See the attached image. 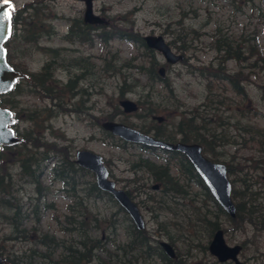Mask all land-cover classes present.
<instances>
[{
    "label": "rangeland",
    "instance_id": "374dc122",
    "mask_svg": "<svg viewBox=\"0 0 264 264\" xmlns=\"http://www.w3.org/2000/svg\"><path fill=\"white\" fill-rule=\"evenodd\" d=\"M47 5L52 13H60L55 15L62 18L55 21L59 35H64L69 27L66 19L77 20L84 9L83 3L79 0H49ZM93 10L96 14L105 15L109 21V26L98 29L101 35H107L104 36L105 40L99 36L100 34L95 33L98 32L96 30L92 31L89 42L86 44L77 41L75 36L71 37L74 41L54 36L41 48L40 46L27 47L24 50L26 57L16 59V62L21 64L20 67L36 72L41 69L46 60L49 61V51H51L49 49L58 46L60 51H57V54L51 53L56 62V66H53L55 76L61 79L62 84H65L71 76L90 71L88 79H81L74 84L78 88L85 87L84 90H87V93L83 97L70 96V92L67 91L59 99L60 103L71 108L70 112L55 106L57 102L54 100L55 85L49 82L46 86L49 91L53 90L52 96L47 94L48 91H44L46 95L41 96L37 88L35 90L37 94H30L26 89L27 93L15 96V109L23 118L19 124L21 132L23 129H29L28 136L32 143L37 138L56 143L58 154H67V156L69 154L70 159H74L76 149H88L100 154L110 176L117 180V185L128 189L133 200L139 203L146 227L152 231L155 228L154 212L148 208L150 204L146 200L145 193L149 192L148 187L154 181L148 176L150 174L146 170L135 174L131 171L130 163L140 158L164 162L168 156L162 152H155V154L132 142L121 140L104 130L101 122L122 121L150 133L153 129L156 130V127L168 132L174 130L175 124L183 116L191 115L194 110L204 116L203 123L206 124V130L214 140L204 153L214 160L231 162L234 166V174H230V177L237 178L240 189L244 187L245 190H252L260 186L257 188L258 204L264 209V168L254 169L251 166V158L261 156L257 142L259 136L238 132L237 125L233 128L230 124L243 115L249 121L264 127V88L262 86L264 72L260 68H251L250 71L244 68L242 74L238 75L243 80L242 85L246 84L245 95L240 102V97L225 81V77L215 74V71L229 74L238 70L239 66L232 59L222 62L220 53H215L213 41L217 32L216 28L219 26L220 35L224 33L234 37L240 33L246 35L247 39L255 42L254 45L264 56V0H94ZM37 28L41 27L37 26ZM44 28L48 27L42 28L43 32H47L48 29ZM159 34L171 43L175 52L183 55L181 61L173 65L166 64L160 53L154 50L148 51L142 46L140 39L143 35ZM220 35L214 39L219 38ZM21 45L20 41L13 44L17 50L22 49ZM14 48L11 47L12 52ZM55 62H52L51 66ZM161 66L165 67L164 80L150 81L152 78L145 77V72L150 71L151 68L156 70ZM207 91H209L208 96H211L210 99H213L209 103L211 109L201 105ZM120 98L138 102V110L128 114L123 112L118 105ZM217 99H221L225 106L218 105ZM215 107L217 108L214 109ZM43 109L47 110L44 121L37 119L32 123L26 120L30 113L44 112ZM49 114L53 116L50 117ZM152 115L162 116L165 120L159 123L152 119ZM197 120L196 118L195 121L198 122ZM48 123L51 124V128H46ZM24 134L25 130L22 132V135ZM32 143L25 142L24 146L31 148ZM26 152L24 148L4 150L2 153L4 162L0 171H10V178L15 179L19 172L17 163ZM45 154L48 158L40 163L39 166H42V169L35 165V172L36 178L43 179L49 184L47 180L49 168L54 162L59 161L60 157L53 158L55 153L51 149ZM75 166L78 167L76 163ZM176 176L179 174L177 173ZM132 178L141 180L134 182ZM75 180L77 181L75 195L69 201L78 206L74 212L65 209L64 206L60 213L54 212L59 214L60 223L51 235L54 236V241L65 240L59 244L51 241L47 246L29 240L23 242L6 240L3 245L6 254L10 252L11 257L16 258L19 264L29 262L73 264L68 258L62 259V256L65 253L63 245L73 244L72 241H74V247L77 250L73 252L72 258L78 261L77 264H107L106 260L114 258L116 253L113 249V239L115 243L125 239L124 227H127L130 221L108 196L86 194V189L94 181L93 175L75 174ZM241 180L248 184L249 189ZM141 183L145 185L140 187ZM185 183L186 186L191 183V189L197 193L194 199L204 201L203 188L194 177L185 180ZM16 186L18 187L16 196L21 197V203H24L26 196L32 191V184L18 178ZM138 187L142 190L141 193L137 190ZM51 188L53 186H50L48 191ZM60 203L62 205L63 202L60 200ZM209 203V207L216 213V208H213L214 202L210 200ZM158 212H161L163 216L161 218H168L163 213L164 210H158ZM65 213H70L71 217L74 213L77 221L85 217L86 224L91 225L90 229H85L86 235H78V228L74 232L60 230L67 225ZM214 213L212 217L215 216ZM44 214L45 211H39L40 217ZM111 218L114 220L111 221ZM193 219L196 220V225L185 213L178 218L177 223L171 220L165 222L170 238L164 237V239L172 242L175 249L178 247L179 252L183 251L179 262L182 264H233L220 263L208 250L204 251L202 245L208 239L210 227L204 221H198L196 214L193 215ZM96 223L99 228H94ZM44 224L45 220L41 217L39 227ZM75 224L79 226L78 222ZM225 225L228 226L227 223ZM118 227L119 231L115 235L113 231H116ZM46 230L43 228L42 232H47ZM8 232V226L0 220V237H4ZM79 238L84 239L87 245H90L92 239L99 245L95 252L93 249L89 252L91 259L82 260L79 249L82 246L77 243ZM224 238L229 245L247 239L240 255V259L245 264H256L258 259L254 260V258L257 252H264V233L256 230L253 234L249 225L244 231L228 230ZM109 252L111 255H108ZM33 255H40V257L32 259ZM112 263L120 264L117 261Z\"/></svg>",
    "mask_w": 264,
    "mask_h": 264
},
{
    "label": "water",
    "instance_id": "95a60500",
    "mask_svg": "<svg viewBox=\"0 0 264 264\" xmlns=\"http://www.w3.org/2000/svg\"><path fill=\"white\" fill-rule=\"evenodd\" d=\"M87 1V8L84 15L85 21H97L99 18L91 14L89 0ZM5 13L8 14L7 17L5 16ZM9 15L8 2L0 1V93L8 90L17 75H19L6 63L5 49L2 46V42L5 40L9 32ZM144 39L148 46L161 51L168 61L174 62L179 58H182V55H174L170 51V48L166 43H164L161 36H145ZM160 73H162V69H160ZM120 103L124 107L125 111L136 109L135 103L130 100H121ZM11 122L10 112L7 109L0 108V143L10 144L17 141V139L12 136L11 130L7 127V125ZM103 126L104 128L111 130L113 133L121 135L125 139L142 141L148 144L161 145L168 148H177L187 153L217 200L231 215L234 214V206L229 198L230 184L226 179L225 166L223 164L211 163L210 161L202 158L200 155V147L198 145H187L182 143L173 145L160 142L120 123L105 122L103 123ZM77 158L81 165L86 166L95 172L98 185L101 188L113 193L115 198L119 200V202L133 217L137 226L142 227L143 222L136 206L129 200L122 190H115L113 188V182L106 179L107 171L101 164V157L89 151H79L77 152ZM162 245L170 255H173L172 249L168 244L162 243ZM239 249L240 247L238 245L229 247L224 243L221 230H218L214 234L209 245V250L215 254L220 261H224L228 258L236 259V254ZM0 264H3L1 259Z\"/></svg>",
    "mask_w": 264,
    "mask_h": 264
},
{
    "label": "trees",
    "instance_id": "16d2710c",
    "mask_svg": "<svg viewBox=\"0 0 264 264\" xmlns=\"http://www.w3.org/2000/svg\"><path fill=\"white\" fill-rule=\"evenodd\" d=\"M225 34V33H224ZM224 34L220 35L219 38L216 39V49L221 52V59L222 60H226L228 58H233L234 60L241 62L242 64L245 63L247 67H259L260 69L263 70L264 72V67H263V62H264V57L260 54V52L250 43V41L243 35L240 34L238 36V42H234L231 41V39H229L227 36H225ZM219 36V35H217ZM257 50V51H256ZM255 54L254 59L252 60V55ZM151 64L153 65V61L151 62ZM146 75L149 77H153L154 74H156L153 70V68H151V70L149 71V73L145 72ZM38 82L41 83V79H38ZM231 82L234 85V88H237L241 91V87H239L233 78H231ZM43 84V82L41 83V85ZM2 103L3 104H9V97L5 96L2 99ZM191 122H186V123H182V125L180 126L183 129L182 132V139L183 140H187L189 138V136L194 137V138H200L199 136H201L199 134L198 131L194 132V130L191 129L190 127ZM187 128V129H186ZM241 128L244 129L247 132H251L255 135H262L264 136V133L261 134V128H259L256 124L254 123H250V122H245L241 125ZM24 151H27L26 154L20 158L21 161V166L22 169L25 171L26 168L28 167L29 169V164L35 159V153L31 152L28 149H25ZM145 162V161H144ZM143 166H147L149 169H155L156 165L150 163V162H145L142 163ZM160 168L159 172L163 174V176L167 179H169V174L165 173V169H162L160 166H158ZM228 170L232 171V167L230 165H228ZM27 173H29L28 170H26ZM9 183H11V178L9 176V173L7 172H1L0 171V196L3 197L2 202L4 204L8 203V200L4 198V196L8 195V187H9ZM234 196L236 195V192H233ZM251 195L253 197V200H256V192H251ZM250 198V197H249ZM240 200H243L241 197H239ZM251 199V198H250ZM242 205H244V203H237V214H236V219H229L231 224L236 226V223L240 221V217L243 216V211H242ZM251 209V208H250ZM244 210V208H243ZM248 210V209H247ZM219 211L221 213L222 210L219 209ZM250 218V216H249ZM251 220L255 222L256 225L260 224L259 227H262L264 230V218L263 217H258V218H251ZM207 226H209L210 228L213 227V224L215 226L218 225L217 222H205ZM162 229L163 231H166V226L162 225ZM128 236H129V240L127 243V247L130 249H133L135 254L137 255H141V253H145L146 255L151 254L152 252L150 251L153 248V245H151V243L149 242V237L146 235V233L144 231L141 230H137L134 227L130 228L128 231ZM133 247V248H131ZM128 250L129 249H125ZM158 254L160 256H162V253L159 251ZM83 255V253H82ZM172 261V260H170ZM128 263L129 264H135L134 261L132 259H128ZM165 264H171L170 262H166Z\"/></svg>",
    "mask_w": 264,
    "mask_h": 264
},
{
    "label": "bare ground",
    "instance_id": "6f19581e",
    "mask_svg": "<svg viewBox=\"0 0 264 264\" xmlns=\"http://www.w3.org/2000/svg\"><path fill=\"white\" fill-rule=\"evenodd\" d=\"M180 40H182V39H180ZM190 127L192 130H194V132H196V131L199 132V134L201 135L199 137L203 141L209 142V143L214 141V140H212V136L208 133L206 128H199V127H197V125L194 122H191ZM67 169H70V168L67 167ZM250 198L246 197L243 199V202H242V203H244V205H242L243 216L240 217V220H244V219L248 218L249 216H252L255 213V211H254L255 202L252 198L251 199ZM243 208H244V210H243ZM256 259H258V262L256 264H264V252L258 251L254 260H256Z\"/></svg>",
    "mask_w": 264,
    "mask_h": 264
},
{
    "label": "flooded vegetation",
    "instance_id": "af4514ba",
    "mask_svg": "<svg viewBox=\"0 0 264 264\" xmlns=\"http://www.w3.org/2000/svg\"><path fill=\"white\" fill-rule=\"evenodd\" d=\"M14 7L11 10V17H12V27L14 28L15 25V21H19L17 18H19L21 15H37V12L33 11V12H28L29 11V7L32 6H38L41 4V2L43 0H12ZM21 1V3H20ZM84 27V30L86 31L87 28L91 27L90 25H82ZM29 76H31V71L28 72ZM88 79V77H87ZM66 88V87H65ZM64 89V88H63ZM61 93V92H60ZM155 135L159 136L160 134H158L157 132H155Z\"/></svg>",
    "mask_w": 264,
    "mask_h": 264
},
{
    "label": "snow or ice",
    "instance_id": "6c2138e0",
    "mask_svg": "<svg viewBox=\"0 0 264 264\" xmlns=\"http://www.w3.org/2000/svg\"><path fill=\"white\" fill-rule=\"evenodd\" d=\"M5 16L7 17L8 16V14L7 13H5ZM11 35V29H10V27H9V36ZM7 38V37H6Z\"/></svg>",
    "mask_w": 264,
    "mask_h": 264
}]
</instances>
